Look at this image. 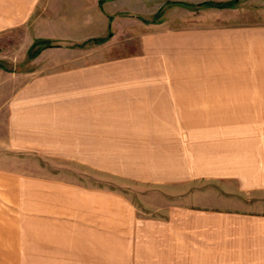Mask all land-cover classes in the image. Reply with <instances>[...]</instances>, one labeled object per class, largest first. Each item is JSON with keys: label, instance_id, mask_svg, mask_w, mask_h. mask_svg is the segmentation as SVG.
I'll return each instance as SVG.
<instances>
[{"label": "crops", "instance_id": "obj_1", "mask_svg": "<svg viewBox=\"0 0 264 264\" xmlns=\"http://www.w3.org/2000/svg\"><path fill=\"white\" fill-rule=\"evenodd\" d=\"M150 1L147 14L126 0H0V24L54 21L44 37L68 43L44 49L66 56L37 57L28 78L14 72L0 103V146L14 166L0 165V264H114L116 177L182 189L166 220L145 219L171 241L174 264H209L213 245L264 264V24L170 25V11L209 21L238 5ZM164 2L176 3L148 19ZM122 14L142 24L132 51L82 52ZM227 119L233 127L211 124ZM207 196L222 205L191 207Z\"/></svg>", "mask_w": 264, "mask_h": 264}, {"label": "rangeland", "instance_id": "obj_2", "mask_svg": "<svg viewBox=\"0 0 264 264\" xmlns=\"http://www.w3.org/2000/svg\"><path fill=\"white\" fill-rule=\"evenodd\" d=\"M126 1V7L124 6L125 9H133L137 12H146L147 14L152 11V7L155 5V3L150 0ZM167 3L168 2H164L162 6V18L166 12L174 6ZM165 4L167 5L165 6ZM237 5L238 7L236 9L217 11V13H213L215 11H212L209 21L184 15L181 19H175L174 16L171 15L173 14L172 11H170V17L167 19L169 20L167 23L170 25H187L191 22H199V24L210 23L215 27H251L264 24V0H239ZM105 8L109 13H112L109 10H114L113 5L106 4ZM161 9L160 7L156 9V16ZM122 11H125L124 8ZM122 15V22L118 24L112 23L113 15H111L110 20L112 21L110 22L109 20L108 31L103 35L102 31L98 32V35H101V37L98 38H105L104 42L96 44L89 40V49L82 52L85 54L90 53L89 56L92 58L105 60L119 58L123 55H127L129 51H132L134 46L136 47L138 45L139 34L142 32L140 28L142 24L131 19L129 15ZM156 16L147 18L153 20ZM48 23V26H46L44 19L40 18L38 22L30 21L28 24L15 25L13 27L8 26V24H0V63L8 68L7 72L0 69L1 104L7 99L16 86L15 80H12L14 72L24 73L25 78H28V71L32 69L31 64L37 58L28 60V50L37 40L47 39L44 36L48 33L47 30L49 25H57L54 21L48 20ZM149 27L150 24H147V28ZM57 29L62 30V27ZM54 43V47L68 45V43H61L56 40H54ZM42 52L38 55L37 59L40 60L39 62L43 63L50 62L52 59H61L66 56L65 51L61 50ZM84 57H86V55H84ZM235 121L236 120L233 119L211 120V124L212 126L219 127V125L224 126L225 123L229 128L233 127L232 125L235 124ZM9 153V146H0V165L12 166L9 162L6 164L5 154L9 155ZM21 169L29 170L33 168L25 165L22 166ZM102 180L103 178L100 176V184L103 183ZM112 187L115 191L116 202L114 264H174V246L168 244L171 241L167 240L169 238L166 236L161 237L156 234V232H154V226L148 227L145 225L147 222L145 219L157 218L166 220V215L172 204H180L185 201L184 195H179L178 197L174 196V192L177 191L181 193L182 189H174L173 191L166 186L159 187L153 186L152 184L136 183L119 177L114 179ZM191 203V207L194 209H201L204 205H210L209 207H220L222 205L219 200L212 199L209 196L202 200L196 199ZM211 242L214 243L217 241L213 240ZM242 249L243 248H241V250ZM199 254L202 255V252H199ZM209 260V264H254L249 260L246 261L244 256H241L240 253L236 256L233 247H221L219 245L210 247ZM203 264H205V262Z\"/></svg>", "mask_w": 264, "mask_h": 264}, {"label": "trees", "instance_id": "obj_3", "mask_svg": "<svg viewBox=\"0 0 264 264\" xmlns=\"http://www.w3.org/2000/svg\"><path fill=\"white\" fill-rule=\"evenodd\" d=\"M239 0H233V1H223V2H217V1H205L199 4H193L191 5L192 8L199 7V6H206V7H218V8H232L237 5V2ZM176 3V2H175ZM169 5H174V2H169ZM185 6H190L189 4H184ZM163 12V8L160 10V12L157 14L156 18L154 20H159ZM93 43H102L105 41V38H93L91 39ZM54 40L50 39H39L36 42H34L31 47L28 50V60H33L46 48L55 46ZM86 43L78 44L80 47H84ZM0 68H6L2 63H0Z\"/></svg>", "mask_w": 264, "mask_h": 264}]
</instances>
